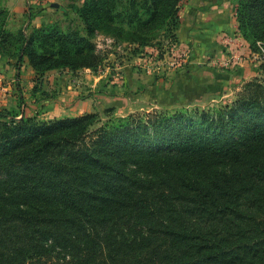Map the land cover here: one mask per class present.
Returning a JSON list of instances; mask_svg holds the SVG:
<instances>
[{
	"label": "trees",
	"instance_id": "trees-1",
	"mask_svg": "<svg viewBox=\"0 0 264 264\" xmlns=\"http://www.w3.org/2000/svg\"><path fill=\"white\" fill-rule=\"evenodd\" d=\"M182 1L84 0L76 27L26 31L0 0V51L18 71L97 68L99 30L149 45L163 29L176 44ZM236 10L264 48V0ZM261 69L232 104L194 114L0 109V264H264V57Z\"/></svg>",
	"mask_w": 264,
	"mask_h": 264
},
{
	"label": "rangeland",
	"instance_id": "rangeland-1",
	"mask_svg": "<svg viewBox=\"0 0 264 264\" xmlns=\"http://www.w3.org/2000/svg\"><path fill=\"white\" fill-rule=\"evenodd\" d=\"M1 1L7 26L17 30L11 25L7 1ZM83 1L48 6L47 19L32 28L54 23L76 27L81 21L72 7ZM193 4L201 5L195 0L180 3L174 45L163 29L149 45L99 30L93 42L104 58L97 68H59L42 74L29 63L18 71L14 63L10 91L0 86V109L37 121L96 113L104 122L131 113L187 110L194 114L196 109L213 111L232 104L246 82L261 76L264 48L255 50L239 31L237 0H214L217 17L203 22L198 10L190 8ZM30 10L35 19L37 12Z\"/></svg>",
	"mask_w": 264,
	"mask_h": 264
},
{
	"label": "crops",
	"instance_id": "crops-1",
	"mask_svg": "<svg viewBox=\"0 0 264 264\" xmlns=\"http://www.w3.org/2000/svg\"><path fill=\"white\" fill-rule=\"evenodd\" d=\"M6 1L8 6L10 7L11 25H14L13 29L24 27L26 31H29L32 26L34 25L38 26L44 19H47L46 15L49 10L48 6L61 5L63 0H6ZM195 2L201 5L195 6V4H193V6H190V8L198 10L197 13L201 15L200 21L202 22L209 20L213 21L215 17H217L216 15H217V11H219V8L217 7V5L216 6L212 5V3H214V0H195ZM31 7L33 12L35 11L37 12L34 15L37 16L35 19L34 18L32 19L30 17ZM198 7L201 8L198 9ZM208 8H211V11H208ZM13 64H14V60L12 59L9 60L0 51V86H2V88L5 91H10L11 89L10 79L13 74ZM27 64L28 62L24 63V66H26ZM2 95L5 96V94Z\"/></svg>",
	"mask_w": 264,
	"mask_h": 264
}]
</instances>
